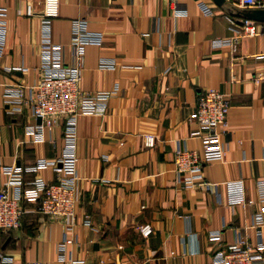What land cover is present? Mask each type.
I'll return each mask as SVG.
<instances>
[{
	"label": "crops",
	"instance_id": "obj_1",
	"mask_svg": "<svg viewBox=\"0 0 264 264\" xmlns=\"http://www.w3.org/2000/svg\"><path fill=\"white\" fill-rule=\"evenodd\" d=\"M198 1L188 0V14L175 17L171 0H60L56 43L68 46L71 21L78 18L104 35L101 47L86 49L80 91L108 92L119 84L121 92L105 116L79 118L77 159L61 164L62 176L79 177L75 223L28 206L20 228L0 231V251L12 259L7 264H61L57 252L65 235L68 255L82 264H211L216 251L239 238L252 245L264 241V228H252L256 207H230L224 185L242 179L247 196L257 201V183L264 180V80L255 81L264 76V24L257 23L256 35L243 38L236 53L216 48L214 41L234 35L227 16L239 20L242 11L233 13L225 2L209 17ZM43 3L0 0L8 12L7 47L0 54V187L7 184L4 167L27 168L63 150L60 123L45 143L35 144L25 134L27 125L38 124L30 107L9 116L4 98L5 86L41 81ZM103 57L117 68L100 70ZM209 89L231 100L222 134L225 159L204 167L205 178L219 186L216 192L186 190L174 173L175 153L178 147L201 152V140L192 137L194 114L198 97ZM145 134L156 136L154 148H145ZM38 175L47 182L56 178L51 170ZM146 224L154 230L149 238L139 232ZM217 230L221 241H209Z\"/></svg>",
	"mask_w": 264,
	"mask_h": 264
},
{
	"label": "built area",
	"instance_id": "obj_2",
	"mask_svg": "<svg viewBox=\"0 0 264 264\" xmlns=\"http://www.w3.org/2000/svg\"><path fill=\"white\" fill-rule=\"evenodd\" d=\"M188 0H171V12L175 17H183L188 10L183 7ZM233 13L238 11L264 10V0H225ZM198 7L205 15H215L216 4L213 0H199ZM60 16V0H44L43 14L40 21L39 55L42 70L41 81L37 86L27 87L18 82L5 86L4 98L7 104V114L15 116L22 114L29 106L35 118H41V124H29L25 127V134L35 144L47 141L58 124L63 127V150L54 160L39 159L30 167L22 168L6 166L3 173L7 176V184L0 187V231L10 232L20 228L24 216L32 207L33 213L56 219L76 221L78 207L79 177L62 176L61 164L68 160H76L78 156V122L82 116L106 115L110 101L119 96L121 88L116 84L113 90L96 94L82 93L79 85L82 79L86 49L90 46L101 47L104 35L90 28L86 19L78 18L71 21L70 41L68 46L56 43L53 39V23ZM234 35L231 38L216 40L213 46L227 48L236 53L240 41L248 36L256 35L257 23L227 16ZM8 41V12L0 8V54L6 51ZM69 50V59H67ZM262 58V56H261ZM99 69L113 71L117 68L114 59L101 58ZM139 69V67H136ZM8 71H22L21 68H11ZM264 80L263 75L256 78V82ZM29 91L30 97L26 98ZM231 109L230 97L216 89H209L198 97L194 122L197 129L192 137L201 140V152L188 148L176 149L174 173L178 183L186 190L204 189L216 192L219 184L209 182L204 176V167L212 162H223L225 148L222 134L227 130L228 116ZM145 148L155 147L157 138L152 134L143 136ZM107 161V158H104ZM44 170H51L56 176L53 182H47L38 174ZM27 174H34L31 181L26 180ZM227 204L230 207H256L252 228H264V180L257 183L258 199L251 200L242 179L226 182ZM84 225L90 227L91 220L86 216ZM150 224L139 228L142 237L149 238L153 234ZM209 241L220 242L221 230L209 234ZM71 242L65 235L58 247V261L61 264H82L83 262L68 255L67 246ZM0 260L11 263L12 259L0 251ZM28 264H42L32 261ZM152 264H167L155 262ZM211 264H264V241L257 244L248 243L245 238H239L225 249L216 251Z\"/></svg>",
	"mask_w": 264,
	"mask_h": 264
},
{
	"label": "water",
	"instance_id": "obj_3",
	"mask_svg": "<svg viewBox=\"0 0 264 264\" xmlns=\"http://www.w3.org/2000/svg\"><path fill=\"white\" fill-rule=\"evenodd\" d=\"M216 5L221 6L225 0H213ZM239 17L244 20L264 24V10H249L239 13ZM38 124H41V118H38Z\"/></svg>",
	"mask_w": 264,
	"mask_h": 264
}]
</instances>
